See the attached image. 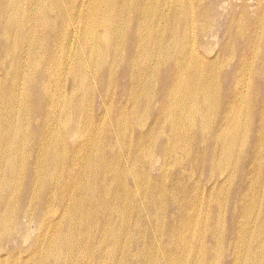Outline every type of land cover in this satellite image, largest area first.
<instances>
[{
  "label": "bare ground",
  "instance_id": "bare-ground-1",
  "mask_svg": "<svg viewBox=\"0 0 264 264\" xmlns=\"http://www.w3.org/2000/svg\"><path fill=\"white\" fill-rule=\"evenodd\" d=\"M190 257L264 264V0H0V264Z\"/></svg>",
  "mask_w": 264,
  "mask_h": 264
},
{
  "label": "rangeland",
  "instance_id": "rangeland-1",
  "mask_svg": "<svg viewBox=\"0 0 264 264\" xmlns=\"http://www.w3.org/2000/svg\"><path fill=\"white\" fill-rule=\"evenodd\" d=\"M249 10H250V9H249ZM251 15H252V14H251ZM246 127H247V128L250 127V122L247 124ZM241 150H242V146L239 147V148H236V149L234 150V152H233V154H232V160H231L229 163H226V166H228V167L230 168V167H232V166L235 165V163H236L235 160H236L238 154L241 152ZM181 204H182V206L185 208L184 211H183V210H178V211H176V210H174V209H172V208H169V207H167V206L165 207V209H166V211H171V210H173V211H175V212H176L177 214H179V215L190 214L191 211H192L193 209L190 208V207L188 206V204L185 203V202H181ZM203 205H205V202L203 203ZM193 215H195V216L198 218V224H202L204 221L208 222V221H210V219L212 218L210 214H205L203 211L200 212V213H197V212L195 211V213H194ZM219 226L223 228V225H222V224H220ZM149 237H151V235H149ZM206 239H207V238H206ZM192 242H193V245H194V246H197V245H198V242H197L196 239H193ZM160 246H161V249H167V247L164 245L163 242H161ZM190 261H191L193 264H196V263H197V260H195V259L192 258V257H190Z\"/></svg>",
  "mask_w": 264,
  "mask_h": 264
}]
</instances>
